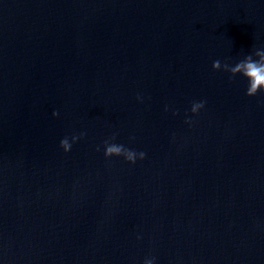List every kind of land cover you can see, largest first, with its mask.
<instances>
[{"label":"water","instance_id":"obj_1","mask_svg":"<svg viewBox=\"0 0 264 264\" xmlns=\"http://www.w3.org/2000/svg\"><path fill=\"white\" fill-rule=\"evenodd\" d=\"M256 48L264 0H0V264H264Z\"/></svg>","mask_w":264,"mask_h":264},{"label":"clouds","instance_id":"obj_2","mask_svg":"<svg viewBox=\"0 0 264 264\" xmlns=\"http://www.w3.org/2000/svg\"><path fill=\"white\" fill-rule=\"evenodd\" d=\"M212 68L214 70H223L235 77L237 75L243 77L246 84V95L254 96L258 92H264V48H256L254 52H249L243 58L236 60L234 63H223L220 59H215L212 62ZM137 99H142L138 94ZM206 100H194L191 102L190 111L193 115L198 114L201 109L205 107ZM165 110H168V106L165 105ZM173 114H177L174 110ZM53 115H59L58 111H53ZM185 122L191 125L192 117L186 115ZM85 135L81 132L78 136H73L71 140L67 136H64L60 140V146L65 152H69L73 143L82 138ZM117 133H113L110 139L103 141V154L106 158L111 157H123L129 163L135 164L137 160H143L146 153L143 150H137L133 147H129L124 143L117 142ZM100 146H97L99 150ZM139 239V236L137 237ZM157 258L154 255L145 256L142 264H156Z\"/></svg>","mask_w":264,"mask_h":264}]
</instances>
